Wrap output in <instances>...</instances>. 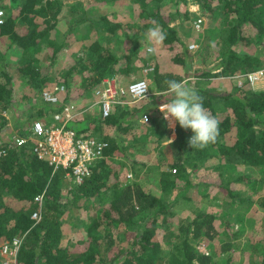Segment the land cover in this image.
Segmentation results:
<instances>
[{"label": "trees", "instance_id": "1", "mask_svg": "<svg viewBox=\"0 0 264 264\" xmlns=\"http://www.w3.org/2000/svg\"><path fill=\"white\" fill-rule=\"evenodd\" d=\"M88 1L100 4L124 0ZM130 1L139 9L136 16L140 19L139 28L130 31L129 22L122 23L108 16L94 21L84 11L74 15L68 30L61 32L58 26L66 6L63 0H0L4 12L0 39L9 41L8 49L15 48L16 68L33 93L24 98L30 108L10 123L4 113L16 110L19 102L15 97L14 77L5 68L7 49L0 55V66L3 65L0 70V151H4L0 154V244L13 238L23 240L16 264H216L215 254L201 252L197 243L220 234L215 224L217 214L196 209L191 219L173 226L172 220L177 216L174 205L191 201L192 197L187 194L189 189L201 184L192 181V172L216 159L213 168L219 170L221 176L220 182L216 183L218 193L233 199L236 207L232 211L240 214L238 218L253 206L255 200L247 191L231 184L244 182L260 187L264 184V89L255 90L246 82L231 92L211 90L199 81L212 77L211 70L195 71L193 76L199 80H191L192 76L188 74L194 63L180 33V25H183L188 28L185 33L189 35L198 18V14L189 8L191 1L204 15L223 17L224 28L208 40L210 44L219 37L215 52L220 59L217 69L221 70L214 76H233L263 69V50L258 51L256 44L262 43L264 49V0ZM82 6L83 2L74 4V12ZM154 22H158L166 34L158 47L175 51L170 59L174 69H162L160 63L152 65L154 70L147 79L149 86L157 92L166 90V80L188 81L189 86L203 97L204 106L219 121L215 144L203 150L192 149L188 141L193 133L182 129L178 123H175L176 139L165 144L170 137V128L159 106L168 101L157 96L149 97L152 101L142 102L140 106H135L137 103L116 104L105 118L100 112L89 111L81 115L82 119L69 121L77 133L93 128L92 135L108 143L103 157L92 165L91 175L80 184L69 180L63 169L54 172L47 160L38 157L32 140L20 147L13 143L15 135L29 134L32 121L41 119L47 124L54 123L53 114L62 109L60 104L46 102L42 93L55 86L51 69L71 46V34L82 46V54L72 50L74 63L59 70L55 81L65 84L67 92L73 93L72 97L76 99L81 94L92 95L105 78L129 76L138 71L141 63L148 62L150 58L144 55L148 54V45L152 43L146 40V33ZM99 23L101 31L96 28ZM81 25H85L88 36L79 37ZM124 38L126 47L119 50L115 42ZM46 49L49 50L42 54ZM197 52H201L202 62L208 64L211 52L203 47ZM73 77H78L79 82L72 90ZM69 99V96L65 98ZM90 103L92 101L86 106ZM149 110L154 115L149 122H142L143 114ZM28 121L31 122L26 125ZM104 126L114 131L113 135H98L96 130H102ZM154 153L157 154L155 161L131 160L134 155L151 156ZM122 156L125 162L118 160ZM126 167H131L136 177L142 170L146 175L154 173L163 193L173 192L180 181H184V185L173 198H166L137 179L126 180L129 174L124 175ZM240 167L257 168L261 175L258 179L251 178V174L239 171ZM69 183L72 186L68 189ZM42 193L40 204L36 197ZM258 205L264 210V196L258 199ZM83 210H86V216H83ZM232 211L225 217L228 222L222 221V224H231ZM34 212L41 215L39 221L32 218ZM161 227L165 229L164 241L157 237V229ZM68 228L81 235L65 241ZM238 234L241 232L236 231L231 237ZM230 248L231 244H226L223 252ZM256 252L259 259L252 264H264V244ZM0 264H5L1 253Z\"/></svg>", "mask_w": 264, "mask_h": 264}, {"label": "rangeland", "instance_id": "2", "mask_svg": "<svg viewBox=\"0 0 264 264\" xmlns=\"http://www.w3.org/2000/svg\"><path fill=\"white\" fill-rule=\"evenodd\" d=\"M66 3V6L64 8L63 14L61 16V21L59 23L58 29L61 32H66L69 28V21L74 20L73 16H78L81 14L80 12L86 13V16L91 17L94 19V21H97L100 17L102 16H108V18L115 20V21H120L122 23L128 24L130 31L132 29H136L137 27L139 28L140 25V19H136V16L138 15L139 9L135 8V5L131 3L130 0H124V1H110V2H105V3H100V4H94L93 1L90 2L88 0H63ZM2 2H5V0H2ZM77 2H83V6L80 7L79 9L75 10L74 12V4ZM73 6V8H71ZM132 6H134L135 11L132 10ZM79 7V6H78ZM77 7V8H78ZM165 9H169V6H165ZM189 8L191 11L195 12L198 14V18H202L203 22L201 23L200 26L195 27V21L193 24V28L190 32L189 35H187L185 32L188 28H185V26L180 25V33L182 38L185 40V42L188 45V48L190 50L191 54V60L194 63V67L192 68V72L189 73L188 75L192 76L191 80L198 81L193 76V72L198 71L200 72L201 70H211L212 77L210 78H203L199 81H201V85L206 88H210L211 90H216L219 91L220 93L224 92H231L234 90L236 86H243L246 84L247 78L244 76L245 73L241 74H236L233 76H214L216 75L220 70H217V66L219 64L220 59L217 57L216 54V43L219 40V37H217V41L215 40L211 45L208 44V40L211 37H214L217 35L215 32L219 29H223V24H222V16H218L216 18L214 17H208L201 12L200 7L196 4H192L190 1ZM0 10L1 7H0ZM74 12V13H73ZM197 18V19H198ZM175 24V22L173 23ZM85 25H81L82 30H80L79 37L80 36H88V32ZM99 31H101V25L100 23L96 27ZM86 29V30H84ZM213 29V32H212ZM79 30V29H77ZM79 32V31H78ZM90 33V32H89ZM77 34V31H76ZM102 35V34H101ZM211 36V37H210ZM125 39V38H124ZM215 39V38H214ZM213 39V40H214ZM211 40V39H210ZM122 41V42H121ZM69 42L71 46L65 49L64 54L60 58L58 62H56L52 69H51V76H52V82L56 85L58 84L56 80L57 76L59 75L61 70L67 69L69 66H71L72 63H74V55L72 50L74 52H78L79 54H82L81 50V45L75 42V37L73 34L70 35L69 37ZM126 39H120V42H115L117 47H119V50H121L123 47H126ZM192 44H195L196 47L191 48L190 46ZM215 46H212L214 45ZM210 45L209 47H207ZM9 46V41L5 40L3 41L0 39V55L5 52ZM151 48H153L152 45H148ZM73 47V48H72ZM155 49L152 53L148 54L146 53V56L144 57H149L150 59L148 62L144 64H140L138 71L132 73L129 76L121 75L123 76V82L122 85L126 86L127 83L131 82L132 80L139 79V78H145L149 79V76H151L152 71L154 70V64L160 63L162 69H174V65L170 64V59L172 56L175 54V51H168V50H161L158 46H154ZM203 47L208 52H211V58L209 59L208 64H205L202 62L201 58V52L198 53V49ZM246 48V47H245ZM256 48L258 51H262L264 55V49L262 46V43H257ZM15 48H10L8 49L7 56H6V65L5 68L13 75L14 77V83H15V97L18 100L17 104V109L8 113L5 112L4 114L7 116V118H10V123L14 121V118L16 117H22L23 112L27 111L30 108V104L28 101L24 100L26 98L27 94L29 96H33V93L31 89L27 86L25 83L24 79L20 76L17 68H16V63H17V57L15 54ZM49 49H46L42 52L44 54L46 51ZM204 52V51H203ZM69 53V54H68ZM207 53V52H204ZM41 54V57L43 56ZM218 58V59H217ZM152 67V70H147V68ZM3 69V65L1 64L0 70ZM60 70V71H59ZM261 70H264L261 69ZM220 77V78H219ZM189 78V79H190ZM234 78V79H233ZM205 79V80H204ZM79 82L78 77L75 79L73 77L72 79V85L71 88L72 90L74 89V85ZM250 83V82H249ZM251 87L255 90L259 89H264V75L260 77L258 80H256L254 83H250ZM153 87H150V94L149 96L146 97V100L144 99L139 101L140 103L135 105V106H140V104L143 103H148V101L151 100L152 96H155L153 93ZM82 93V90H81ZM80 93V94H81ZM71 94V93H70ZM73 94V93H72ZM71 94V96H72ZM74 96V94H73ZM35 99V97H33ZM21 99V101L19 100ZM124 99L130 100L129 96L124 97ZM96 100V97L92 95L88 96L85 94H81L80 96L74 98V101L76 104H78L81 107H86V104L90 101ZM152 101V100H151ZM91 112L98 113L101 111V108L99 105H95L93 108L90 109ZM147 114L149 117L146 120V122H149L150 118L152 115H154V112L149 110L147 111ZM143 114L141 121H144V116ZM82 119V116H79L77 119L74 120H79ZM70 121L71 123L74 122ZM31 121H28L26 125H29ZM68 123L67 127H70L71 123ZM169 128H170V137L169 139L165 142V144L169 145L176 139L177 134L175 132V126L174 127L170 126V122L166 121ZM143 129V128H142ZM95 129L91 128L87 132H89V135H92ZM97 134L100 135L103 133V136L105 134H112L114 131L110 130L109 127L104 126L102 130H96ZM97 135V136H98ZM98 138V137H96ZM143 138H145V134L143 135ZM99 139V138H98ZM174 150V149H172ZM172 150H170V155L172 154ZM156 153L153 155H148V156H142V155H134L133 158L131 157V160H139V161H155L156 160ZM121 162H125L124 157L118 158ZM214 159L213 161L207 162L206 165H203L201 168L198 169L197 172H192L191 174V179L194 183H201L203 185H199L196 188H191L189 189V192L187 193L189 196L192 197V200L189 202L186 201H181L180 204H176L173 207V210L177 213L172 222L173 226H177L180 222L183 220H188L191 219L195 214L196 209H201L208 211L210 213H214L218 215V219L215 221V224L217 228L220 230V234L216 235L213 238H204L198 241L197 243V248L204 253H213L215 254V260H217L216 264H227L229 261V264H252L256 260H258V253L255 251L257 248L261 245L264 244V210L262 207L258 205V199L260 197L264 196V184L260 187L258 184L255 186L252 185H246L244 182H233L231 186H235L237 189H244L247 191V194L251 195V198L255 200V203L253 206L246 212H243L242 217L238 216L240 215L239 213H236V211H232L234 207H236L235 204H233V199L230 198L228 195H224L221 197L220 193H218V185L216 184L217 182H220V171L219 170H214L213 166H215L217 163V160ZM130 161V160H128ZM129 163V162H128ZM119 164V163H117ZM130 164V163H129ZM239 171L251 174V178H259L261 175V172L259 169L254 168V169H249V168H243L240 167L238 168ZM129 173V174H128ZM128 174V175H127ZM228 174V173H227ZM124 175H127L126 180L129 179L130 181H133L135 179L139 180L144 186H146L149 189H152L155 191L158 195H161L166 198H173L175 194L178 191V188H181L182 185H184V181H180L179 187L175 189L173 192L168 191L166 193H163L160 185L158 184V179L154 178V173H150V175H146V173L142 170L139 174V176H135L133 172L131 171V167H126L124 170ZM69 188H71V184H68ZM251 186V187H250ZM227 194V193H226ZM186 202V203H185ZM93 211V210H92ZM91 211V212H92ZM233 212V215L230 219L231 224L224 225L222 224V221L228 222L225 217L230 214V212ZM85 212V213H84ZM83 216H86V210L82 211ZM237 214V216H236ZM243 218V219H242ZM242 219V220H239ZM73 229V227H71ZM226 230L225 232H223ZM74 231V230H73ZM71 232L70 228L67 229V233L65 236V241H69L74 239V236H80V232ZM236 231H240L241 234H238L237 237H231V234L235 233ZM223 232V233H222ZM164 235H165V229L164 228H159L157 229V237L159 239H163L164 241ZM168 244V242H166ZM226 244H231V248L227 252H223L225 249ZM167 246V245H166ZM168 247V246H167ZM231 257V258H229Z\"/></svg>", "mask_w": 264, "mask_h": 264}, {"label": "built area", "instance_id": "3", "mask_svg": "<svg viewBox=\"0 0 264 264\" xmlns=\"http://www.w3.org/2000/svg\"><path fill=\"white\" fill-rule=\"evenodd\" d=\"M3 21L4 12L0 10V25ZM202 22L203 19L198 18L195 21V27L200 26ZM194 47L196 45L192 44L190 49ZM152 69V67L147 68V70ZM263 75L264 70L261 69L244 74L250 83H254ZM145 88L148 90L145 93L146 98L150 94V86L145 78L132 80L126 86L122 85L117 75L105 78L102 84L93 90L96 100L86 107H81L67 92L65 84H56L54 88L45 89L42 93L46 102L63 106L60 111L53 114L55 122L47 124L41 119H36L28 127L29 134L26 136L15 135L13 143L20 147L32 140L34 151L38 157L47 160L53 166L54 172L63 169L69 180L80 184L91 175L92 165L103 157L108 143L89 135V132L79 134L74 129L68 128L69 121L86 114L95 105L100 106V114L105 118L110 115L116 104H135L143 100L142 93ZM68 96L70 99L65 100ZM126 96L131 99H124ZM144 117L148 119L149 116L145 114ZM2 153L4 151H0V154ZM43 196V193L38 195L36 201L42 204ZM32 218L39 221L41 215L39 212H34ZM22 241L21 238H13L0 244V253L5 259V264H16Z\"/></svg>", "mask_w": 264, "mask_h": 264}, {"label": "clouds", "instance_id": "4", "mask_svg": "<svg viewBox=\"0 0 264 264\" xmlns=\"http://www.w3.org/2000/svg\"><path fill=\"white\" fill-rule=\"evenodd\" d=\"M166 34L158 22L147 30L146 40L156 46L163 43ZM154 51L153 48L148 49ZM166 90L153 92L157 97H164L168 102L159 106L163 119L170 122L174 127L175 123L184 130H191L193 135L189 138V147L195 150H203L209 145L217 142L219 136V121L204 106L203 97L189 86L188 81L166 80ZM145 88L142 98L146 100ZM146 122V117L143 118ZM172 142L171 140H169Z\"/></svg>", "mask_w": 264, "mask_h": 264}, {"label": "crops", "instance_id": "5", "mask_svg": "<svg viewBox=\"0 0 264 264\" xmlns=\"http://www.w3.org/2000/svg\"><path fill=\"white\" fill-rule=\"evenodd\" d=\"M219 69H220V68H218L217 70H219ZM117 76H118L120 82H121V83H124V82H123V78H122L123 76H121V75H117ZM219 78H220V77H219ZM233 79H234V78H233ZM127 84H128V83H127Z\"/></svg>", "mask_w": 264, "mask_h": 264}]
</instances>
